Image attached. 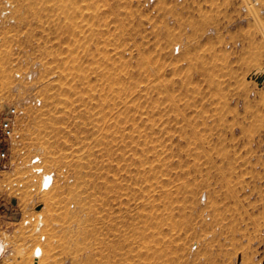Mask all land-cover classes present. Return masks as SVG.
Masks as SVG:
<instances>
[{"label": "rangeland", "instance_id": "obj_1", "mask_svg": "<svg viewBox=\"0 0 264 264\" xmlns=\"http://www.w3.org/2000/svg\"><path fill=\"white\" fill-rule=\"evenodd\" d=\"M0 98L11 264H264V0H0Z\"/></svg>", "mask_w": 264, "mask_h": 264}, {"label": "built area", "instance_id": "obj_2", "mask_svg": "<svg viewBox=\"0 0 264 264\" xmlns=\"http://www.w3.org/2000/svg\"><path fill=\"white\" fill-rule=\"evenodd\" d=\"M18 114L17 105L7 99L0 98V244L3 242L1 231L3 230V216L8 213L10 209L9 201L2 197L1 187L6 173L10 170L14 161L13 146L16 143L17 132L14 122ZM44 173L41 178L43 186L44 177L51 182L52 176ZM50 176V177H49ZM5 247L0 252V264H11L10 258L4 254Z\"/></svg>", "mask_w": 264, "mask_h": 264}, {"label": "bare ground", "instance_id": "obj_3", "mask_svg": "<svg viewBox=\"0 0 264 264\" xmlns=\"http://www.w3.org/2000/svg\"><path fill=\"white\" fill-rule=\"evenodd\" d=\"M47 175H50V174H47ZM50 177V176H49ZM48 184V180L44 177V180H43V186H47ZM3 250V242L0 244V251Z\"/></svg>", "mask_w": 264, "mask_h": 264}]
</instances>
